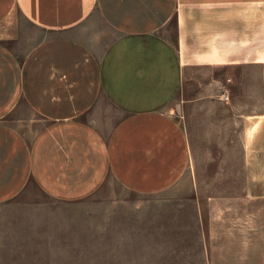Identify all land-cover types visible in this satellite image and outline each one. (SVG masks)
I'll return each mask as SVG.
<instances>
[{
    "label": "crops",
    "instance_id": "crops-1",
    "mask_svg": "<svg viewBox=\"0 0 264 264\" xmlns=\"http://www.w3.org/2000/svg\"><path fill=\"white\" fill-rule=\"evenodd\" d=\"M109 180L194 213L128 222L135 264H264V0H0V206Z\"/></svg>",
    "mask_w": 264,
    "mask_h": 264
},
{
    "label": "rangeland",
    "instance_id": "rangeland-1",
    "mask_svg": "<svg viewBox=\"0 0 264 264\" xmlns=\"http://www.w3.org/2000/svg\"><path fill=\"white\" fill-rule=\"evenodd\" d=\"M173 200V197H139L124 192L109 180L97 195L68 205L45 199L39 191L30 187L14 203L0 206V264L22 263L19 259H26V264L29 256L26 258L19 249L25 238L34 235L22 236L19 232L24 229L28 232L38 229L40 232L47 227L56 228L53 238L57 256L49 260L41 255L40 264L54 260L55 264L139 263L136 257L143 252L144 240L129 238L127 223L139 222L143 218L188 217L194 214L192 209H181L180 203ZM35 237L40 241L45 234ZM63 246L66 247L65 252L58 249ZM40 251L46 252L45 249Z\"/></svg>",
    "mask_w": 264,
    "mask_h": 264
}]
</instances>
